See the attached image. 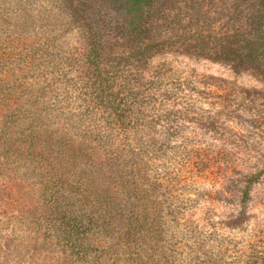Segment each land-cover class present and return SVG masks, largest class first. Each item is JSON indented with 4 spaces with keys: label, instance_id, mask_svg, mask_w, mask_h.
Here are the masks:
<instances>
[{
    "label": "rangeland",
    "instance_id": "rangeland-1",
    "mask_svg": "<svg viewBox=\"0 0 264 264\" xmlns=\"http://www.w3.org/2000/svg\"><path fill=\"white\" fill-rule=\"evenodd\" d=\"M75 1L103 37L135 15L132 1ZM147 8L152 37L170 42L144 65L157 95L130 119L159 150L138 193L143 218L129 220L137 200L115 189L110 201L78 207L93 230L72 249L43 196L33 119L48 127L51 110L66 108L80 123L75 59L86 43L59 0H0V264H264V74L224 55L251 35L264 40V0H150ZM62 78L65 90L53 92ZM253 171L262 174L245 199Z\"/></svg>",
    "mask_w": 264,
    "mask_h": 264
},
{
    "label": "trees",
    "instance_id": "trees-1",
    "mask_svg": "<svg viewBox=\"0 0 264 264\" xmlns=\"http://www.w3.org/2000/svg\"><path fill=\"white\" fill-rule=\"evenodd\" d=\"M127 1L135 2V15L125 19L120 24L122 30L114 36L103 37L99 35L96 22L79 7L78 1L59 0L61 9L70 18L68 28L79 29L86 43V50L75 59V69L82 75L78 80H84L81 94L86 105L74 113L73 120L80 123L69 120L71 111L66 108L51 110L48 127H44L43 117L33 119L37 120L39 129L33 154L43 196L49 195L53 228L72 249L84 248L93 230L84 219L87 213L82 214L78 207L110 201L115 189L133 198V203L137 200L129 220L143 218V213L138 211L141 200L138 193L145 185L148 159L159 152L143 138L145 125L130 123V119L138 118L139 114L143 116V99L157 95L159 88L146 84V75L150 72L144 65L170 40L157 39L150 34L147 8L150 0ZM232 36L229 35L228 40ZM224 51L233 66L250 62L264 74V40L259 37L251 35L237 50L226 48ZM65 63L73 67L70 61ZM52 82L55 84L51 87L53 92L65 90L62 89L63 78ZM9 116L4 126L12 122ZM31 124L36 127L35 123ZM42 137H47L44 143ZM261 174V171H253L245 175V199L249 198L251 187Z\"/></svg>",
    "mask_w": 264,
    "mask_h": 264
}]
</instances>
